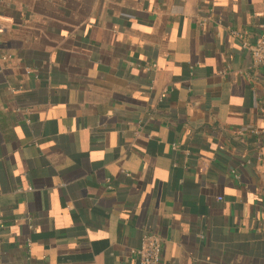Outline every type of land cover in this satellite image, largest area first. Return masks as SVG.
Segmentation results:
<instances>
[{"label": "crops", "instance_id": "obj_1", "mask_svg": "<svg viewBox=\"0 0 264 264\" xmlns=\"http://www.w3.org/2000/svg\"><path fill=\"white\" fill-rule=\"evenodd\" d=\"M262 25L264 0H0V264H139L149 232L160 264H264Z\"/></svg>", "mask_w": 264, "mask_h": 264}, {"label": "built area", "instance_id": "obj_2", "mask_svg": "<svg viewBox=\"0 0 264 264\" xmlns=\"http://www.w3.org/2000/svg\"><path fill=\"white\" fill-rule=\"evenodd\" d=\"M232 34L234 37L242 38L240 33L232 32ZM243 48L249 52L253 66L259 71H264V25L260 28L256 42L253 45L244 43ZM244 81H248V78L245 77ZM218 199L221 200L220 197ZM162 244L163 236L160 233H145L141 246L134 251L139 264H160ZM26 248L29 251V240H27Z\"/></svg>", "mask_w": 264, "mask_h": 264}]
</instances>
